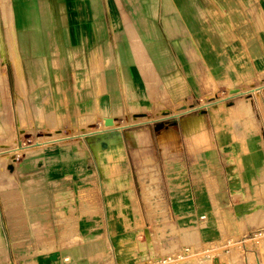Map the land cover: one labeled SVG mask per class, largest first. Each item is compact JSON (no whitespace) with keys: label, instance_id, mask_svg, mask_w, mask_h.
Here are the masks:
<instances>
[{"label":"crops","instance_id":"0c3cea01","mask_svg":"<svg viewBox=\"0 0 264 264\" xmlns=\"http://www.w3.org/2000/svg\"><path fill=\"white\" fill-rule=\"evenodd\" d=\"M244 1L0 0V264H197L174 251L228 240L227 257L206 264H264V246L249 243L264 232V86L234 75L238 61L264 71V22L244 25ZM248 5L264 16V0ZM238 22L254 34L243 55L224 31ZM233 87L248 93L224 97ZM53 123L57 137L28 153L43 159L14 164L18 129ZM132 129L153 140L151 206ZM81 139L94 164L79 157ZM98 142L117 157L102 162ZM25 167L39 178L23 183ZM81 167L93 174V213L62 229L60 210L81 203L64 177Z\"/></svg>","mask_w":264,"mask_h":264},{"label":"rangeland","instance_id":"374dc122","mask_svg":"<svg viewBox=\"0 0 264 264\" xmlns=\"http://www.w3.org/2000/svg\"><path fill=\"white\" fill-rule=\"evenodd\" d=\"M242 7H245L247 9V11L241 14V21L243 22L244 20H249L252 19L253 21L257 20L259 24L264 22V16L261 14H259V12L254 11V7L249 8L248 5V0H245L244 2H242ZM249 11V12H248ZM244 25L248 26V22H243ZM241 26H237L235 29L234 28H225V37L229 38L231 40L238 38V40L236 41L237 43L241 42L243 43L241 46V54L243 55L244 50L246 48L245 44H248L251 40L249 39L250 37L252 39H254V34L252 32V29L247 28L245 29L242 25V23H239ZM240 66H238V71H235L234 75L236 76H240L236 79H239L238 81H242L243 83H247L249 85L251 84H255V86L253 87L254 90H258L261 89V86H264V71L262 72H255L254 70H252V68H250L251 62L249 61H238L237 62ZM232 71V69H229ZM2 76L0 77V81H2ZM233 83V82H232ZM228 88V87H227ZM236 88H230L229 91L232 92H228L226 91L225 93H223L224 97H227L228 95H231L229 98H231L232 101H234L235 99H238L239 96L242 95H246L248 92L245 93H238L235 91ZM234 91V92H233ZM264 93V92H263ZM235 94V96L233 97V95ZM237 94V95H236ZM241 94V95H240ZM216 98V93L210 94L208 99L211 98ZM252 97H248V99H251ZM245 98H242V100H244ZM54 114V113H53ZM135 116V115H133ZM118 125V124H116ZM81 126V131H93L96 128H90L88 123L82 124ZM100 127H104V124ZM130 128H137V125H129ZM78 128V127H77ZM137 129H132L130 131V135L131 138L133 140V142L135 143L134 147L132 148V154L133 157H131V162H132V167L134 168V175L136 177V179L140 180V184L142 185L141 190H142V194L145 196V199L147 201L150 202V206H151V201L153 200V196L155 195V193L157 192V188L154 187V185L158 184L159 180L161 179L160 177V173H159V169H157L156 164H153V159H152V151H148L150 154H144L143 150L144 147L145 149L149 148L152 145V137L150 136L149 133L144 134L142 132H137ZM102 131V130H100ZM57 128L56 125L53 124H49L48 126L43 125V126H38L35 125L34 127L29 128V130L27 131V129H18L17 135L19 136L20 140H16L15 139V143H16V151L17 153L15 155H13V161H16L17 163H21V162H27L28 165L32 166L33 164H35L36 162H39L38 160L43 159V157H37V156H29L28 153L30 152H35V151H39L40 149H43V144H45L46 142H49V140H52V138L57 137ZM59 135H63V134H59ZM64 135H66L64 133ZM17 136V137H18ZM18 139V138H17ZM48 140V141H47ZM84 139H81L79 142L81 143V147L83 148V150L81 149V151H85L87 154H80L79 157H83L84 160H89V162L92 164H94V161L92 159V155L88 154L91 153L90 150L88 149L87 143H84ZM35 143V144H32ZM32 144V145H30ZM42 145V146H41ZM35 146H40L38 148L35 149H27V148H33ZM96 150L98 155L100 156V160L103 162L104 159H115L117 156H115V149L108 151V152H104L102 153V148H101V142H98L95 144ZM153 147V146H151ZM44 150V149H43ZM46 151V150H45ZM51 152V149L48 148V150L45 152L46 153ZM67 155V154H66ZM63 155V158L67 159L69 158V156ZM107 155V157H106ZM8 156H5V159H7ZM49 161V159H48ZM73 164V161H69V162H65L63 169L65 171V169H70V165ZM56 166V165H55ZM53 167H48L49 169V174L53 175V172L56 168ZM116 167V166H115ZM26 172L25 174H27L24 179L22 180L23 183H31L33 182L32 180H34V178H39L40 174H32L34 171L33 169H35L34 167H25ZM91 167H81L79 169V171L75 172L73 175H68L64 178L65 181H69V180H73V178L75 179V181L73 180V182H75L74 184L76 185L74 190L77 191L75 192L78 197H80V201L81 203L78 205H74L73 204H66L64 205V210H60V214H61V218L59 220L60 224L59 227L60 228H72V223H74V220H80L78 215L81 216V220L85 219V216H90V213H93L92 211V207L91 205H87L84 204V201L88 200V202L90 203L89 199L90 196L94 195V189L93 187H91V178L93 176V174L90 172ZM4 171L7 172L6 167H4ZM66 183V182H65ZM54 195H57L58 197L60 196V192H58L60 189H52ZM71 190V189H69ZM72 214H75L74 216H72ZM253 242H257L260 246H264V235L262 236H258L256 240H250L249 243L250 245L253 244ZM132 243L136 246H138L139 240L136 238H133ZM193 245H199V244H193ZM56 247V246H55ZM40 247L34 245V257L37 255V252L39 250ZM184 249V248H178L176 251H174V258L175 261L177 262H181V261H189V262H196L197 264H206L208 262V260H211V256L212 254H218L220 253V257L222 258H226V254L225 253H221L222 251H218V250H210V251H205L203 248H199V250H195V253H191L190 255L184 257V258H177V255L180 253V251ZM234 255H238L237 253H234ZM242 256V255H239Z\"/></svg>","mask_w":264,"mask_h":264},{"label":"built area","instance_id":"2783aa9c","mask_svg":"<svg viewBox=\"0 0 264 264\" xmlns=\"http://www.w3.org/2000/svg\"><path fill=\"white\" fill-rule=\"evenodd\" d=\"M14 164H16L15 161H13ZM264 235V232L261 231L259 232V236ZM232 241L228 240L226 243H213L210 245V249L211 250H229V248L232 246ZM191 253H195V249L191 248V247H184V249H182L180 251V253L177 255V258H184L188 255H190ZM175 260V258H174Z\"/></svg>","mask_w":264,"mask_h":264},{"label":"water","instance_id":"95a60500","mask_svg":"<svg viewBox=\"0 0 264 264\" xmlns=\"http://www.w3.org/2000/svg\"><path fill=\"white\" fill-rule=\"evenodd\" d=\"M105 123H106V125H113L114 124V120L112 118H106L105 119Z\"/></svg>","mask_w":264,"mask_h":264},{"label":"bare ground","instance_id":"6f19581e","mask_svg":"<svg viewBox=\"0 0 264 264\" xmlns=\"http://www.w3.org/2000/svg\"><path fill=\"white\" fill-rule=\"evenodd\" d=\"M248 102H249V101H248ZM131 107H132V106H131ZM247 107H248V106H247ZM129 108H130V107H129ZM132 108H133V107H132ZM133 109H134V108H133ZM133 109H132V110H133ZM246 109H247V108H246ZM130 110H131V109H130ZM134 110H136V109H134ZM134 110H133V112L136 113V111H134ZM116 124H118V120H115V125H116Z\"/></svg>","mask_w":264,"mask_h":264}]
</instances>
